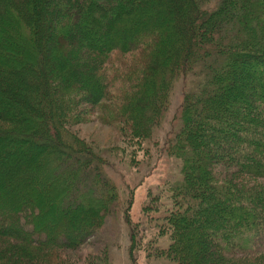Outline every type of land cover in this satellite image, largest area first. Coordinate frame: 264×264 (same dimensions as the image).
Returning <instances> with one entry per match:
<instances>
[{"label":"trees","instance_id":"16d2710c","mask_svg":"<svg viewBox=\"0 0 264 264\" xmlns=\"http://www.w3.org/2000/svg\"><path fill=\"white\" fill-rule=\"evenodd\" d=\"M214 1L0 0V147L8 140L42 147L41 163L35 147L1 151L0 165L14 161L0 173L30 188L28 200L45 201V185L54 183L55 205L38 220L51 207L88 214L85 226L56 232L34 224L31 208L33 226L15 218L16 231L0 210V264H81V254H57L78 250L117 212V186L103 181L106 160L68 127L80 121L72 106L103 104L130 139L144 140L155 128L149 122L163 118L155 115L166 110L172 76L200 63L208 76L185 93L168 147L180 173L142 207L157 223L150 243L177 264H264L255 263L264 257V0H218L212 8ZM115 60L124 64L113 72ZM125 218L131 254L148 229ZM99 253H89L90 264H114Z\"/></svg>","mask_w":264,"mask_h":264},{"label":"rangeland","instance_id":"374dc122","mask_svg":"<svg viewBox=\"0 0 264 264\" xmlns=\"http://www.w3.org/2000/svg\"><path fill=\"white\" fill-rule=\"evenodd\" d=\"M217 2L218 0L214 1L212 8L216 7ZM51 30L53 31L54 29ZM48 31L50 34L53 33L49 29ZM17 42L19 45L26 48L24 45L26 42L18 40ZM9 50L13 52V49ZM6 56V62H12L11 60L13 57H10V52H8ZM127 57L131 59V57ZM48 64L51 65L53 62L49 61ZM123 64L122 60H115L113 64L110 62L109 66L113 69ZM180 71H177V73H179L178 75L175 74L176 76H172V82L168 87L169 90L166 99V103L167 101L168 103L166 110L164 111L165 104V106L157 110L155 115V117H157L163 114L161 115V117H163L162 120L149 122V125L152 123V127L155 128L153 129V133L151 132V135L144 140L142 138L141 140L130 139L126 129L121 128V126H124L126 123L116 120L113 116L112 109H106L103 104L95 106L96 104L86 102V104H82L83 108L82 105L78 106V104L72 106V109L78 110L80 121L75 124L73 121H70L68 122V127L72 133H76L78 137L90 144L89 146L94 147L106 160L107 164L105 165V170L103 169L105 173L103 178H105V180L103 181L110 182V184L117 186L119 206L117 207L116 214L110 215L107 218L103 228L97 235L95 234V236H92L90 241L82 245L78 250L65 251L61 254L59 252L57 257H59V255L62 257H70L77 254L74 257L76 258L78 254H81V264H90L91 260L87 259L89 253L102 259V256L98 255L100 254L99 251H101L110 254L114 264H177L167 257L155 255L156 249H159L160 246L158 244H156V246L151 244L150 237L154 235L153 231L157 223L154 219H145L142 207L147 201V197H157L159 194L160 196L164 195L167 191V187L165 186H167V184L169 185V182L174 180H171V177L177 174L179 175V162L170 156L168 147L170 141L176 136L179 124L182 121L185 93L191 92L197 82L199 83L201 79H205L208 76L206 75L208 72L203 63L195 65V68L191 72ZM113 72H116V69H113ZM126 73H128V69ZM119 94L120 93H114V96L118 97ZM143 97L147 98V101L152 98L149 96ZM69 98L70 100L74 98L75 101L73 94H70ZM82 100L86 101L85 99ZM116 104L118 105V103ZM145 114L148 115L147 111ZM47 133L50 134L51 131H47ZM5 135L8 137L7 134ZM35 136L38 138H52L50 135L41 133L35 134ZM53 139L57 140L55 136H53ZM4 140L8 139L4 138ZM8 141L0 147V153L2 151V154L4 153L9 156L10 154H8V152H10V149L13 148L14 145L18 146L20 149L28 146L29 148L23 153H26L31 147H35V151L38 153V162L41 163V150L37 148L42 147L21 145L17 142ZM13 161L14 159L4 164L6 166ZM24 161H20V163L23 162L24 164ZM28 162L27 164H29ZM27 164L24 165L27 166ZM0 166L5 169V166ZM8 171H6V173ZM41 174L43 176L45 171ZM5 178L7 180L6 189L2 188L3 186L0 189V210L8 215L7 218L9 220H7V222L14 225L16 231H18L16 225H19L15 223V218L25 220L26 223L23 221L22 225H25L26 228L30 225L33 226L31 223L29 225L27 224L30 222L27 212H29L31 208L32 212L35 211L33 215L37 216V218L33 217L32 219L34 224L36 223L37 225L43 222L46 230H48L47 228H55L56 232L64 230L68 232L77 225L78 227L82 225L85 226L84 223L85 220L87 221L88 217L87 213L82 212L79 213L78 216L73 217L69 213L64 214L62 211L52 207L48 209L50 212L46 217L38 220V218H40L39 215L47 210V206L50 207V203L55 205V196H57L58 189L54 187V183H51L52 185H45L46 189H51L48 198L44 197L45 201L43 198L38 201V199H34V197H30L28 200L27 193L31 192L30 188L25 189V185H23L22 188L21 185L18 186V182L12 179L11 173L8 175L0 173V184L6 181ZM10 179L14 182L13 187L8 184ZM110 184L109 186H111ZM131 198L132 201L130 203ZM165 201H167V199H165ZM23 202L24 204H21ZM32 212L30 211L31 214ZM128 214H130L132 221H141L142 224H144L141 233H143L144 229H148V237L142 238L143 241L139 245L140 248L131 254L127 251L128 242L130 240L129 229L131 228V224H128L125 220V217L128 218ZM64 236L65 235H63V237ZM55 237L59 238L57 233H55ZM96 251L98 252L96 253ZM263 258L264 257H260L255 263H264ZM245 261L246 262L243 264H251L248 258Z\"/></svg>","mask_w":264,"mask_h":264}]
</instances>
